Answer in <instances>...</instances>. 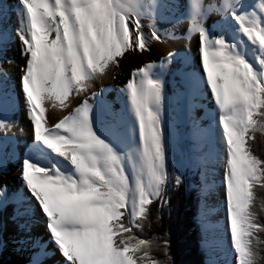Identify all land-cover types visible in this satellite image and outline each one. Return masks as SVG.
<instances>
[{"label": "snow or ice", "instance_id": "snow-or-ice-1", "mask_svg": "<svg viewBox=\"0 0 264 264\" xmlns=\"http://www.w3.org/2000/svg\"><path fill=\"white\" fill-rule=\"evenodd\" d=\"M186 5L184 35L197 38L202 88L215 111L206 113L205 128L193 123L192 148L169 171L168 143L174 137L165 120L164 75L178 53L132 68L117 89L113 103L118 107L102 98L103 88L90 89L107 75L106 66L119 67L127 52H148L152 40L174 36L156 22L165 12H179V0H16L24 111L34 141L59 157L60 165L42 168L28 156L20 160L22 190H14L12 198L26 193L24 207L0 220V232L11 225L8 241L14 251L28 250L32 221L39 219L61 258L58 264H176L167 233L142 235L152 223L150 206L163 215L167 193L183 183L179 168L200 172V185L192 187L203 197L212 187L205 183L212 174L209 164L217 163L235 264H257V233L264 225L257 220L253 192L256 185L264 189V159L249 142L257 133L264 137V0L255 7L244 0H186ZM206 12L219 14L221 27L227 24L224 17H231L253 46L255 66L235 43L209 35ZM6 16L0 2V19ZM142 16L149 19L150 34L143 31ZM11 32L0 31V59H7ZM181 83L187 90L184 74ZM101 109L108 118L105 130L97 124ZM11 127L0 121V129ZM202 139L217 143L214 153L201 155ZM5 162L0 158V168ZM8 202L0 198V210ZM208 211L201 201L202 228ZM5 246L0 237V250ZM154 251L164 259H156ZM46 254L32 252L24 264H43L38 257Z\"/></svg>", "mask_w": 264, "mask_h": 264}, {"label": "bare ground", "instance_id": "bare-ground-1", "mask_svg": "<svg viewBox=\"0 0 264 264\" xmlns=\"http://www.w3.org/2000/svg\"><path fill=\"white\" fill-rule=\"evenodd\" d=\"M3 1L9 5L11 19H16L15 13L12 10L16 4V0ZM210 2L212 0H205V3ZM179 3L183 6L179 12H165L164 19L158 18L156 22L157 27L162 32L174 33V36H167L159 41L152 40L150 51L148 52H127L120 60L119 67L106 66L107 75L102 80H96L90 89V91H99L103 88L102 98L104 100H111V96L112 99H115L117 89L126 82L128 73L132 68L139 67L142 63L155 62L159 64L160 59L169 52H177L178 58H174L168 65L164 75L166 96L165 120L171 125L172 135L176 139L180 136V126L184 130V134L191 130L190 127L193 128V124L190 123L195 122L200 127L203 125V128H205L209 124L206 113L215 111V106H212L210 98L201 89H197L192 80L191 75L193 74L202 83L197 38L195 36L188 39L185 38L184 34L187 31V25L182 19L188 15V9L186 0H179ZM244 3L255 7L259 4V0H244ZM178 19L180 21H177ZM224 19L227 21V24L221 27L220 15L215 12H206L203 14V25L211 37L224 36V40L230 42V34H232L236 49L242 55H244L245 51H248L245 46L246 43H249L250 51L253 46L247 41L246 37L237 31L238 26L231 20V17L225 16ZM8 20L10 25V19ZM140 23L143 25V31L150 34L148 27L149 19L142 16ZM13 41L14 44H7L5 46L7 59H0V121L12 124L11 128L0 129V143L2 145L5 143V148L0 149V156H4L6 159L4 166L0 168V194H3L4 197L13 194L14 190L18 193L21 192L22 184L18 177V167L20 159H23L25 156H28L33 163L38 164L40 167L46 162L49 167H51V164L60 165L59 157L54 156L50 150L33 139L30 122L26 118L24 111L23 94L20 91L19 85V66L23 63V58L19 55V41L16 38ZM113 73H116L115 78H113ZM183 74L187 79V90L181 83ZM118 106V104L113 103V107ZM50 111V109H46V113ZM101 115L103 119L97 122L98 128L105 130V121L108 118L103 116V109H101ZM187 116L189 120H186ZM102 123L104 126H102ZM47 126H50V124ZM165 131L166 135H168V127H166ZM187 136L191 138L193 143L192 133L189 132ZM171 140L173 141V139ZM172 141L168 143L169 154L172 152ZM201 147L207 149V156H209L215 152L217 143L212 140L202 139L200 141ZM23 148L25 149L22 152ZM13 153L18 156L19 162L14 159ZM35 154L36 156H34ZM171 163L172 159L170 158L169 171H171ZM209 168L212 170V174L206 178L205 183H210L212 187L202 197L203 204L209 209L205 217V225L209 226L210 230L215 234H222L227 237L230 246L227 233L226 210L222 200V168L217 163H210ZM5 183L7 184V189H3ZM21 207L23 208L24 205ZM9 213H11L9 209L4 210L3 208V210H0V220L6 221ZM30 232L33 241L25 252H16L10 246L8 241L11 233L10 223L3 232H0V237L6 241V246L0 250V256L4 251L7 254L5 262L1 263L0 261V264H24V261L29 258L30 253L41 252L43 250H46L43 252H47V255L38 257L42 260L43 264H58L61 258L53 250L51 242L48 241V233L39 219L32 221ZM229 252L230 255L234 256L232 249ZM49 255L52 256V261L48 259Z\"/></svg>", "mask_w": 264, "mask_h": 264}, {"label": "trees", "instance_id": "trees-1", "mask_svg": "<svg viewBox=\"0 0 264 264\" xmlns=\"http://www.w3.org/2000/svg\"><path fill=\"white\" fill-rule=\"evenodd\" d=\"M252 144V151L258 157L264 159V137L256 134V140ZM183 175V183L178 187H171L169 191L168 208L163 210L160 216L159 210L154 205L150 206L152 220L150 228L142 234L145 238L168 234L170 241L169 254L176 264H204L205 254L199 249L198 242L202 240L204 233L196 222L200 199L198 187L200 185L199 171L190 172V177ZM192 174V175H191ZM190 178V179H189ZM192 183V184H191ZM257 220L264 225V189L255 186L253 192ZM160 216L159 219L156 217ZM259 237L256 243L257 264H264V232L257 233ZM156 259H164L160 252H153Z\"/></svg>", "mask_w": 264, "mask_h": 264}, {"label": "rangeland", "instance_id": "rangeland-1", "mask_svg": "<svg viewBox=\"0 0 264 264\" xmlns=\"http://www.w3.org/2000/svg\"><path fill=\"white\" fill-rule=\"evenodd\" d=\"M0 2L3 3L4 8L6 9V11L8 13L5 18L0 19V31H3L5 28H10L12 30V32L9 34L10 38L7 39L6 45L7 44H14L13 40L16 38L15 34H14V31H15L16 26H17V20L16 19H14V20L11 19V13H10L9 5L5 4V2L3 0H0ZM8 19H10V22H11L10 25H9V20ZM223 38H224V36H223ZM230 39H231L230 42L234 43L232 34H230ZM245 46L248 49V51H245L243 56H244V58L246 60H248L250 63H253V65L255 66L253 57L251 55V51H249V49H250L249 43H246ZM177 56L175 57V59L178 58ZM199 67H200V62H199ZM191 77H192V80L194 81L195 87L197 89H199V90L201 89L203 91V93L206 95V92H204V90L202 88V83L193 74L191 75ZM106 91H108L110 93L109 90L106 89ZM108 102L109 103H113L114 102V99H112V96H111V100H109ZM212 106H214L213 103H212ZM186 120H189L188 116L186 117ZM190 124H193V123H190ZM102 126H104L103 123H102ZM180 128H181L180 129L181 132H180L179 138L176 139L174 137L173 141L172 140L169 141V143H171V141H172V144H171L172 145V152L170 154V157L172 159V163H173V161L179 162L181 160V158L191 150L192 145H193L191 138L189 136H187V134L189 132H191V133L193 132V128L190 127L191 130L189 132L185 133V134H184V130L182 129L181 126H180ZM201 128H203V125H202ZM192 138H193V136H192ZM1 145L2 144L0 143V149H4L5 148V143H3L2 146ZM24 149L25 148L22 149V152H23ZM200 153H201V155H206L207 156V149L204 148V147H201L200 148ZM13 156H14V159L18 160V162H19V159H17L18 156L16 154H14ZM21 156H22V154H21ZM0 158H4L5 159L4 156H0ZM172 163H171V167H170L171 171L173 170ZM49 164H51V163H49ZM51 166H52V164H51ZM177 170L179 171L181 176L187 175V173L189 172V174H188L189 177H190V172H194V171H190V170H188L186 168H179ZM199 177H200V174H199ZM200 183H201V181H200ZM23 195H26V194L22 193L20 197H17L15 199L12 198V194H10V196H7V199H8L9 202L7 203L6 207H4V210L9 209L12 212V210L14 208L21 209L22 208L21 206L24 205V200L22 199ZM0 198H4V195L0 194ZM167 198L169 199V192L167 193ZM199 199H200V204H201V201L203 200V198L201 196H199ZM167 206L168 205H166L164 209L168 208ZM153 207L155 208L156 206L154 205ZM196 222L199 225L200 229L203 230V233H204V236H203L202 240L198 242L199 249H201L202 252L205 254L204 264H210V262H211V264H235L234 256L230 255V252H229V250L231 248H229L230 246L228 244V238L223 236L222 234L221 235L215 234L212 230H210L209 226L207 227L205 225V227L202 228L201 227V222L199 220V211H198V215L196 216ZM43 251H46V250H43ZM6 256H7V254L4 251L3 254L0 256L1 263L5 262ZM48 259H50L51 261L53 260L51 255L48 256Z\"/></svg>", "mask_w": 264, "mask_h": 264}, {"label": "water", "instance_id": "water-1", "mask_svg": "<svg viewBox=\"0 0 264 264\" xmlns=\"http://www.w3.org/2000/svg\"><path fill=\"white\" fill-rule=\"evenodd\" d=\"M44 167H49V165L45 164V165L43 166V168H44Z\"/></svg>", "mask_w": 264, "mask_h": 264}]
</instances>
